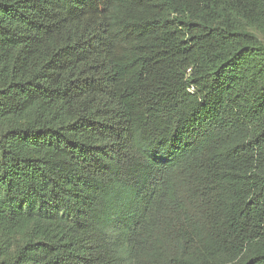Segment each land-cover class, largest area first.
Listing matches in <instances>:
<instances>
[{
	"label": "trees",
	"instance_id": "1",
	"mask_svg": "<svg viewBox=\"0 0 264 264\" xmlns=\"http://www.w3.org/2000/svg\"><path fill=\"white\" fill-rule=\"evenodd\" d=\"M0 264H264V0H0Z\"/></svg>",
	"mask_w": 264,
	"mask_h": 264
}]
</instances>
